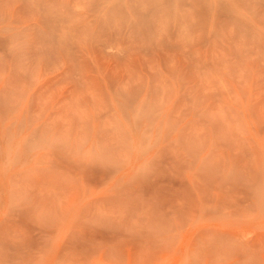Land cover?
<instances>
[{
    "label": "rangeland",
    "instance_id": "obj_1",
    "mask_svg": "<svg viewBox=\"0 0 264 264\" xmlns=\"http://www.w3.org/2000/svg\"><path fill=\"white\" fill-rule=\"evenodd\" d=\"M0 264H264V0H0Z\"/></svg>",
    "mask_w": 264,
    "mask_h": 264
}]
</instances>
